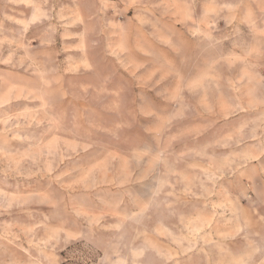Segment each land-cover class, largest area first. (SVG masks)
Segmentation results:
<instances>
[{
    "label": "rangeland",
    "instance_id": "1",
    "mask_svg": "<svg viewBox=\"0 0 264 264\" xmlns=\"http://www.w3.org/2000/svg\"><path fill=\"white\" fill-rule=\"evenodd\" d=\"M264 0H0V264H264Z\"/></svg>",
    "mask_w": 264,
    "mask_h": 264
},
{
    "label": "crops",
    "instance_id": "2",
    "mask_svg": "<svg viewBox=\"0 0 264 264\" xmlns=\"http://www.w3.org/2000/svg\"><path fill=\"white\" fill-rule=\"evenodd\" d=\"M250 196L264 200V160L257 158L249 167Z\"/></svg>",
    "mask_w": 264,
    "mask_h": 264
}]
</instances>
